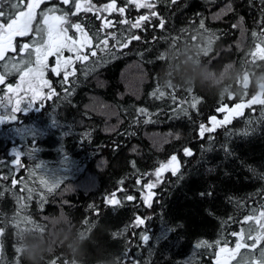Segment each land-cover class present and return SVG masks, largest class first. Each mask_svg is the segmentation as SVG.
<instances>
[{"label": "trees", "instance_id": "trees-1", "mask_svg": "<svg viewBox=\"0 0 264 264\" xmlns=\"http://www.w3.org/2000/svg\"><path fill=\"white\" fill-rule=\"evenodd\" d=\"M29 1L5 3H20L25 10ZM107 2L92 0L97 7ZM117 3L124 6V0ZM155 3L158 17L133 30L139 41L118 49L109 40L111 53L97 49L87 65L75 62L76 75L67 85L47 69L44 79L55 96L37 98L16 119H9L10 110L0 113V163L20 157L22 165L0 166V264H218L220 248L235 247L238 237L232 232L244 229L250 243L247 231L258 226L244 218L264 211V105L245 107L204 139L197 128L213 115L223 120L225 113L217 111L221 105L264 100V59L251 55L257 44L264 47V0ZM57 5L71 7L60 0L41 3L33 29L40 13ZM145 14L150 10L128 8L125 17ZM108 18L122 19L118 13ZM68 21L81 23L89 35L100 27L92 12L69 11ZM126 28L116 24L106 32L121 39L128 35ZM15 43L16 51L0 61L8 65L0 102L9 98L7 85L35 66L28 51H20L23 39ZM190 49L196 50L186 57ZM157 90L165 95L153 96ZM45 91L47 96L50 89ZM193 97L200 101L196 109L189 107ZM141 108L152 114L150 121L139 114ZM184 147L193 155L184 156ZM173 154L180 171L164 173L148 208L142 202L143 183L154 177L145 180L144 174ZM138 177L139 188L134 186ZM113 192L136 200L113 208L105 204ZM134 214L151 217L144 226L153 237L147 245L138 238L144 228L130 227ZM165 228L171 229L167 238L157 241ZM200 241L214 246L197 249ZM261 248L264 243L254 250L241 248L231 264L259 261Z\"/></svg>", "mask_w": 264, "mask_h": 264}, {"label": "snow or ice", "instance_id": "snow-or-ice-1", "mask_svg": "<svg viewBox=\"0 0 264 264\" xmlns=\"http://www.w3.org/2000/svg\"><path fill=\"white\" fill-rule=\"evenodd\" d=\"M43 2L44 0H31L30 3L23 5V7L27 9V11H24L22 10L20 3L6 4L5 0H0V18H2V22H0V61L5 60L7 52L16 51L13 44L14 38L24 37L29 35V33L33 34L31 47L27 43L19 46L21 52H24L25 50L28 51V56L30 58L29 62L36 65L35 69L28 68L27 72L21 76V79L23 80L24 76H27L28 73H33L32 78L28 81L30 89V98L28 99L29 105H31L37 98L43 101V99H48L49 97L56 95L52 85L48 80L44 79L45 69L48 68L47 61L50 55L56 57L54 66L51 67L50 71L54 75L61 77L62 84L67 85L69 83V77H74L76 75L77 70L74 66L75 62H79L82 66L87 65L90 58H95L97 56V49L111 53L109 40L113 41V47L118 49L127 48L133 40L139 41L141 39L139 35L134 34L133 30H142L144 24L150 23L152 17H158V13L153 10L156 7L155 0H124V6H118L117 0H108L106 4L99 7L93 4L92 0H60L61 4L70 5L71 7L66 11L57 5L47 9L46 12H41L40 24L33 29L32 24L35 20V10ZM172 2L174 3L175 0H172ZM128 8L149 9L150 14L140 15L135 20H129L125 17V13ZM8 9H12V11H8ZM69 11H71L72 15H78L81 11L92 12L100 21V27L92 35H89L81 23H69ZM56 13L60 14L57 15ZM112 13H118L122 19L119 21L110 20L108 17L111 16ZM65 24H67L68 27H65ZM116 24L127 25L125 31L128 35L123 36L121 39H117L115 32H106L107 29L115 28ZM158 26L160 28L164 27L163 19L159 20ZM201 27H204L203 23H201ZM69 28L75 29V32H73L72 35L68 34ZM77 33L79 36H77ZM253 35H255V33H253ZM94 40L95 49H93ZM85 49H88V51L85 52ZM65 51L73 53V55L64 58L63 54ZM251 55L254 58L259 57L264 59V47L257 44L255 51H253ZM11 59L12 58H9V61ZM21 62H23V58L21 59ZM97 62L98 61L95 60L93 61V63ZM0 67L4 69V72L0 73V84H4L5 76L8 72V65L5 63L0 65ZM33 82L39 86L49 88L50 91L47 96L39 91L38 88H33ZM20 90V85H17L15 88L11 84L7 85V91L9 93L18 94ZM0 91H2V89H0ZM152 95L161 98L165 94L157 90V92ZM171 99L175 100L176 98L172 96ZM22 100L23 98L15 100L12 105L13 107L10 109L12 115L9 119H16V113L23 110L21 107ZM199 102L200 101L197 98L193 97L189 103V107L196 109ZM256 104L264 105V100L253 98L248 100L247 103H236L234 109H228L226 106L221 105L217 108V111L225 112L227 115L224 116L223 120H217L216 116L213 115L208 118V124L200 123L197 128L198 137L204 139L206 133H214L217 128L225 127L230 124L234 114L242 115V110L245 107L251 108L252 105ZM181 110L184 115H188V110L186 108ZM138 111L140 115L147 117L148 121L151 120L152 114L149 113L147 109L141 108ZM2 121L3 118L0 117V122ZM211 138V136L208 137V139ZM224 150L225 152L228 151L226 146ZM182 152L186 157L193 155V152L189 147H184ZM130 163L131 167L135 169V161ZM9 164H11L14 168L22 167L20 157H16L13 161H4L0 163V166H7ZM180 166V160L177 155L173 154L166 162L159 164V166L156 167L152 173L144 174L145 180L149 175L154 177V179L147 180L146 183H143L142 190L145 194L142 196V202L146 207H152L151 201L156 195V193L152 190L164 182V173L171 172L173 176H176L180 171ZM36 167L39 168L41 166L37 165ZM32 175H35V172H33ZM40 182L43 185H48V182L43 179H41ZM13 183H15V181H13ZM58 183L59 181H55L52 185H50L49 191H51V189ZM120 183L123 184L124 181L122 180ZM141 184L142 179L138 177L135 180L134 186L139 188ZM120 191H122V189H120ZM201 195L203 196L204 193H201ZM208 195H211V193H208ZM134 200H136V197L131 194L125 195L122 199H120L117 198V193L113 192L105 197V204L113 208H118L123 206L125 202H131ZM149 219H151L150 216L141 217L139 214H134L130 225L132 228H144V231L138 234V238L143 245H147L149 241L153 239L148 229L144 227ZM249 221H254V224L258 226L247 231V241H250V243L245 241L244 229H241L240 232L231 233L232 236L238 237L235 247L232 250L234 255L238 253L241 248L254 250L258 245L264 243V211H259L258 214L254 212L253 215H248L244 218L245 223ZM170 230L171 229L165 228L161 235L155 239L157 241L166 239L167 232ZM253 232L255 234H253ZM220 243L221 242L217 240L215 245L218 246ZM224 243L227 244V241H224ZM213 246V244H210L207 241H200L195 245L197 249L201 247L211 248ZM220 251L224 252L226 249L221 247ZM258 255L260 260L252 261V264H264V248L260 249ZM53 264H55V260L53 261ZM131 264H136V261L132 260Z\"/></svg>", "mask_w": 264, "mask_h": 264}, {"label": "rangeland", "instance_id": "rangeland-1", "mask_svg": "<svg viewBox=\"0 0 264 264\" xmlns=\"http://www.w3.org/2000/svg\"><path fill=\"white\" fill-rule=\"evenodd\" d=\"M65 27H67V26L65 25ZM68 34L69 35H72L73 32H71L69 30L68 31ZM77 36H79L78 33H77ZM30 37H33V35H31ZM30 37H29V39H30ZM81 39H82V37H81ZM25 43L29 44L30 47H31V43L29 42V40H26ZM14 46L17 49V46L16 45H14ZM84 51H86V49ZM72 55H73V53H70L68 51H65L64 54H63L64 58H67V57L72 56ZM55 59H56V57L53 56V55H50L48 57V61H47L48 68L47 69H51V67L54 66ZM35 67H36V65L35 66H32L31 68L35 69ZM27 69L25 70V72H27ZM47 69H45V72H46ZM32 75H33V73H28L27 76H24V79L23 80L21 79V76H20L18 78V80L16 81V83H14V85H12L14 88L17 85H20V89L21 90H20V92L18 94L8 93L9 98L7 100H4L3 102H0L1 103L0 113L3 114V113H6V111H9L13 107L12 105L14 104L15 100L16 99H19V98H23L22 103H21V107L23 108V110H27L28 108H31L33 106V104H34V102L36 100L31 105H29V102H28V99L30 98V89H29L28 81L32 78ZM32 87L33 88H38V90L41 91L43 94H44V91H45V88H46V87H42V86L37 85L35 82H33ZM45 92H47V91H45ZM227 108L228 109H232V108H229V107H227ZM225 115H227V113H225L224 116ZM223 255L232 256L233 255V252L230 249H226V251L220 253L219 257H221Z\"/></svg>", "mask_w": 264, "mask_h": 264}, {"label": "water", "instance_id": "water-1", "mask_svg": "<svg viewBox=\"0 0 264 264\" xmlns=\"http://www.w3.org/2000/svg\"><path fill=\"white\" fill-rule=\"evenodd\" d=\"M30 2H31V0H30ZM23 19V18H22ZM27 36V35H26ZM25 37V36H24ZM236 105V104H235ZM235 105L233 106V108L232 109H234L235 108ZM234 255H232V256H229V255H223V256H221V257H219L218 259H217V262L219 263V264H231L232 263V260L234 259Z\"/></svg>", "mask_w": 264, "mask_h": 264}, {"label": "flooded vegetation", "instance_id": "flooded-vegetation-1", "mask_svg": "<svg viewBox=\"0 0 264 264\" xmlns=\"http://www.w3.org/2000/svg\"><path fill=\"white\" fill-rule=\"evenodd\" d=\"M49 2V1H52V0H44V2ZM31 35H33L32 33L28 36V37H26V38H24L23 39V43H25V41L31 36ZM16 40H19V38H17ZM14 45H16V43H14Z\"/></svg>", "mask_w": 264, "mask_h": 264}, {"label": "clouds", "instance_id": "clouds-1", "mask_svg": "<svg viewBox=\"0 0 264 264\" xmlns=\"http://www.w3.org/2000/svg\"><path fill=\"white\" fill-rule=\"evenodd\" d=\"M195 50L196 49H190L188 52L184 53V55L187 57L188 55H190Z\"/></svg>", "mask_w": 264, "mask_h": 264}]
</instances>
